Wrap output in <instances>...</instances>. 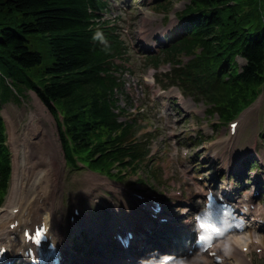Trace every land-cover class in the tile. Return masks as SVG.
I'll return each mask as SVG.
<instances>
[{
	"label": "trees",
	"instance_id": "trees-1",
	"mask_svg": "<svg viewBox=\"0 0 264 264\" xmlns=\"http://www.w3.org/2000/svg\"><path fill=\"white\" fill-rule=\"evenodd\" d=\"M107 8L106 0H0V108L18 100L14 91L33 90L63 116L68 163L82 161L121 179L122 170L139 166V148L129 140L140 127L119 121L124 84L113 61L125 44L102 20ZM180 17L191 20L187 32L152 63L194 56L174 70V78L223 121L237 116L264 86V0H191ZM97 27L103 28L107 47L92 39ZM36 34L48 41L53 62L46 68L42 53L29 46ZM5 138L0 116V202L10 177Z\"/></svg>",
	"mask_w": 264,
	"mask_h": 264
},
{
	"label": "rangeland",
	"instance_id": "rangeland-1",
	"mask_svg": "<svg viewBox=\"0 0 264 264\" xmlns=\"http://www.w3.org/2000/svg\"><path fill=\"white\" fill-rule=\"evenodd\" d=\"M161 3L167 9L157 5L156 0H130L129 2L117 1L116 3L112 1L110 14L105 15V19L114 21L110 25H117L120 34H122V40L129 44L127 54L122 60L116 61V63L126 67L121 66L125 80V94L120 95V104L126 108L121 120L136 119L139 124L145 126L144 130L137 136H140L138 139L140 145L150 151L138 172L124 173L125 179L119 184H123L132 190L152 191L159 195L158 197L168 204V209L171 210L168 212L177 220L180 219L187 203L197 204L199 196H192V194L195 192V186H201L203 183L197 179V176H202L210 181L207 184L213 181L220 183L222 179H227V174L234 178L233 169L241 155L246 152L252 154L264 152V88L256 103L239 118L241 121L231 150L226 145L229 125H220L217 116H210L203 103H196L192 97H184L178 89L165 92L154 86L158 84L167 85L168 80H165L161 75L168 73V70L173 67L172 64H162L160 68L154 70L148 59L144 58L143 60L144 55L141 56L142 58L138 55L141 49H146V43L152 41L153 36L162 35L165 31L172 30L179 24L176 13L185 9L190 4V0H169L168 2L164 0ZM120 9L122 10L119 11ZM119 15L121 19L118 20L117 16ZM143 32L144 34H142ZM29 39L30 49L39 51L43 55L42 68L51 65L53 59L49 55L47 38L36 34L30 36ZM189 59L188 56L179 57L182 63H187ZM237 61L240 65L243 64V60L237 58ZM154 79L157 83H154ZM22 95L18 100L12 99L4 104L1 112L7 123L8 146L12 153L13 163L14 159H20L22 156L19 144L23 142L30 113L36 110L35 96H38L27 88L23 90ZM177 104L180 105L181 109L179 113L174 112L173 108ZM46 108L47 113L50 112L53 116L52 126L57 130L54 134L59 138L62 147L57 118L50 108ZM174 118H177V121H174ZM45 126L47 129L49 128L47 121ZM11 131L14 134L11 135ZM49 132L51 131L49 130ZM61 155L63 159L60 161V167L56 168L59 177L56 188L58 191L54 195V202L56 215L62 219L64 234L67 233V230L72 234L71 238H74L78 233V230H73L68 225L67 214L71 210L70 203L77 201L74 196L79 195L86 196L79 202L84 204L88 219L92 220L95 214L99 215L93 206L92 197L89 196H100L107 200L110 205H114V202L118 206L125 204L128 210L132 211L131 213L134 212V216L140 219L134 199L108 186L106 176L94 173L84 166L77 170L71 169L66 164L63 147ZM230 160L232 161L230 168L225 169L219 166L228 163ZM23 168L25 166L19 161V172L17 173L19 178L20 176L25 178V175L21 174ZM113 172H116V169ZM246 173L248 174V172ZM249 174L264 179V168ZM90 175L101 177L103 181H92ZM211 178L213 179L211 180ZM18 184L21 185L20 179H18ZM11 188L12 181L0 211L5 209L8 204ZM238 189L242 190L241 188ZM100 214L101 216L97 217L98 222L104 225L103 221L106 215L103 217L101 212ZM2 221L0 220V232L5 229L7 220ZM81 222L86 224L83 219ZM92 227L88 226L87 228L90 231ZM98 231L100 232L101 229ZM84 234L90 241L85 240L84 243H80L78 240V248L75 251L77 253L80 251L79 253L82 255H88L83 252L84 246H100V244L95 242L93 237L95 234L90 235L89 232ZM252 258L256 264H264V254L261 256L253 252Z\"/></svg>",
	"mask_w": 264,
	"mask_h": 264
},
{
	"label": "bare ground",
	"instance_id": "bare-ground-1",
	"mask_svg": "<svg viewBox=\"0 0 264 264\" xmlns=\"http://www.w3.org/2000/svg\"><path fill=\"white\" fill-rule=\"evenodd\" d=\"M35 108L36 110L30 113L29 123L26 125L23 135V142L19 144L22 156L20 159H14L15 172L8 204L5 209L0 211V220H3L2 222L7 220L6 229L0 232V243H2L3 239H6L9 241V246L16 248L18 251L26 246L23 237L24 229L21 228L22 223L25 228L29 224V227L33 228L35 224L44 221L45 224L51 227L54 236L62 237L63 234L61 231L62 219L56 215L54 202V195L58 191L56 188L59 177V172L56 168L60 167V161L63 159L61 155L62 147L59 138L54 134L57 130L52 126L53 116L50 112L47 113V108L37 96H35ZM46 121L49 123L48 129L51 132L45 126ZM12 134H14L13 131H11ZM12 140L14 141L13 136ZM19 161L20 164L25 166L21 173L25 175V178L18 177ZM18 179H20V186ZM90 179L92 181H103L100 177L94 175H90ZM31 181L32 183H30ZM23 196H26V198H23ZM84 197L78 196V198ZM15 208H19L16 215L13 214V211H9V209ZM255 211L263 213L260 210ZM15 218L20 219V225L18 228L15 227L10 230L8 225ZM11 233L15 236L14 238H12ZM20 233L21 236H19ZM253 234L254 232L252 231L249 237L250 240ZM257 237L254 235V238ZM259 239L261 244L257 247H263L264 236L259 237ZM234 240L238 245H248V243L241 242L237 237ZM238 253L241 259L236 255V260L241 261V264H249L243 253ZM195 263L199 264L198 260H195Z\"/></svg>",
	"mask_w": 264,
	"mask_h": 264
},
{
	"label": "clouds",
	"instance_id": "clouds-1",
	"mask_svg": "<svg viewBox=\"0 0 264 264\" xmlns=\"http://www.w3.org/2000/svg\"><path fill=\"white\" fill-rule=\"evenodd\" d=\"M92 39L100 41L108 46L107 38L102 27H97L92 34ZM187 153V150H185ZM215 155V154H213ZM232 161L220 164V167L228 169L231 167ZM203 192V199H200L199 211L193 214L194 223L192 231L196 234L195 246L199 250V258L203 264H211L212 257L215 258L216 264H223L224 258L231 255L235 240L233 232H239L237 237L241 242L252 243V241L244 234L247 226V220L243 215L236 213V207L240 211L247 212L246 205H233L226 201L222 196L217 197L216 191L213 188L199 189ZM179 195V193H177ZM217 209L219 215L217 216ZM162 205L157 202L154 206V212H160ZM77 213L79 209L76 210ZM188 207L183 208V212L187 213ZM166 219V218H165ZM135 234L128 231L126 235L117 234V239L125 247H129ZM256 243H261L259 237L255 240ZM154 255L148 258H141L140 264H192L185 256H176L174 253L160 252L159 249H153Z\"/></svg>",
	"mask_w": 264,
	"mask_h": 264
}]
</instances>
